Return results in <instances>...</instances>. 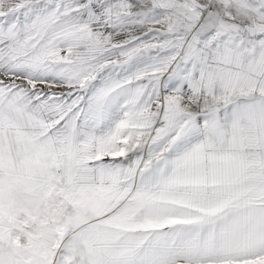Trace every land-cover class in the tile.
I'll list each match as a JSON object with an SVG mask.
<instances>
[{"label": "snow or ice", "instance_id": "1", "mask_svg": "<svg viewBox=\"0 0 264 264\" xmlns=\"http://www.w3.org/2000/svg\"><path fill=\"white\" fill-rule=\"evenodd\" d=\"M0 264H264V0H0Z\"/></svg>", "mask_w": 264, "mask_h": 264}]
</instances>
